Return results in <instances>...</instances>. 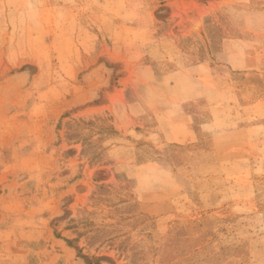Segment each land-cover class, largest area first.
Listing matches in <instances>:
<instances>
[{
	"label": "rangeland",
	"instance_id": "obj_1",
	"mask_svg": "<svg viewBox=\"0 0 264 264\" xmlns=\"http://www.w3.org/2000/svg\"><path fill=\"white\" fill-rule=\"evenodd\" d=\"M0 264H264V0H0Z\"/></svg>",
	"mask_w": 264,
	"mask_h": 264
}]
</instances>
